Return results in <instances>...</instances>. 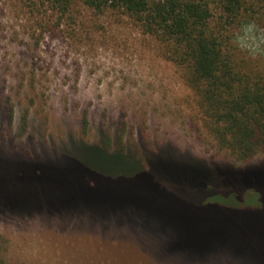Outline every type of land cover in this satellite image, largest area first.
I'll list each match as a JSON object with an SVG mask.
<instances>
[{
	"label": "rangeland",
	"instance_id": "obj_1",
	"mask_svg": "<svg viewBox=\"0 0 264 264\" xmlns=\"http://www.w3.org/2000/svg\"><path fill=\"white\" fill-rule=\"evenodd\" d=\"M235 41L264 57V29L242 23ZM192 99L180 70L125 16L0 0V159L49 161L95 182L79 195L72 174L62 170L56 181L49 165L36 181L3 178L2 264H264V216L206 206L194 200L192 182L209 177L227 201V180L214 178L227 169L264 173V152L241 163L219 150ZM106 140L127 152L92 146ZM145 154L142 165L160 185L119 183L142 174ZM164 185L168 193L157 189ZM233 237L250 244L241 250Z\"/></svg>",
	"mask_w": 264,
	"mask_h": 264
},
{
	"label": "trees",
	"instance_id": "obj_2",
	"mask_svg": "<svg viewBox=\"0 0 264 264\" xmlns=\"http://www.w3.org/2000/svg\"><path fill=\"white\" fill-rule=\"evenodd\" d=\"M47 1L61 13H65L71 5L79 4L95 15L111 13L125 16L143 35L159 44L164 59L180 70L184 84L191 91L200 127L219 150L241 163H247L264 152V57L250 56L235 41L242 23L243 26L245 24L264 29V0ZM83 122L86 123L85 120ZM107 140L92 146L107 154L127 152L125 148L121 151L114 150ZM145 162L146 154L138 157L139 164ZM50 163L52 162L10 163L0 159V183L3 178L10 180V173L26 178L27 181L32 180V177L35 181L43 179L46 175L44 171L49 165L50 178L56 181L60 180L59 173L64 172L62 170L70 172L72 176L66 179L79 183V195L88 194L95 187L93 177L87 173L77 168L55 164L52 166ZM259 169H227L216 176L213 181L227 180V201L220 195L216 196L214 187L205 182L209 177H197L192 181L195 182L194 200L206 206H221L248 218L252 214L264 216V173L259 172ZM141 173L121 177L119 183L136 185L139 182L137 179H144L152 185H160L144 165L141 166ZM249 180H253V185L240 190L237 196L230 194V190L234 191L238 183ZM157 189H161L159 191L163 193L169 192L165 185ZM211 193L215 197L210 196ZM175 194L177 196L179 193ZM258 198L257 207H247L251 206L249 203L252 199ZM228 201L244 206L243 211H249V214H244L240 208H231L233 204L227 205ZM235 238H231L229 242L240 246L241 250L250 244L247 241L245 245L241 244ZM225 239L220 237L221 241ZM2 263L3 259L0 257V264Z\"/></svg>",
	"mask_w": 264,
	"mask_h": 264
}]
</instances>
